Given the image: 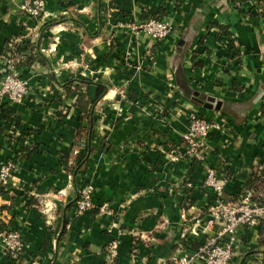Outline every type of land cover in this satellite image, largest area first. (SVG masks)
I'll use <instances>...</instances> for the list:
<instances>
[{
  "label": "crops",
  "instance_id": "1",
  "mask_svg": "<svg viewBox=\"0 0 264 264\" xmlns=\"http://www.w3.org/2000/svg\"><path fill=\"white\" fill-rule=\"evenodd\" d=\"M24 1L0 0V56L10 40L47 28L37 39L46 65L21 69L28 97L0 101L18 122L0 121V164L17 166L0 195V225L22 233V264H112L114 241L113 264H169L180 249L193 251L206 236L185 247L181 215L207 213L206 164L228 176V200L264 174V0H47L40 21L21 12ZM145 10L170 23L171 35L134 39L127 26ZM72 80L107 89L94 106L88 166L73 176L67 166L87 153V141L76 139L86 126L76 102L95 100L97 87L75 82L68 92ZM192 111L227 125L211 136L204 163L186 154ZM85 181L95 188L93 208L78 216ZM261 261L259 224L242 232L234 262ZM0 264H13L1 241Z\"/></svg>",
  "mask_w": 264,
  "mask_h": 264
},
{
  "label": "built area",
  "instance_id": "2",
  "mask_svg": "<svg viewBox=\"0 0 264 264\" xmlns=\"http://www.w3.org/2000/svg\"><path fill=\"white\" fill-rule=\"evenodd\" d=\"M21 12L29 19L40 21L47 16V0H25L20 6ZM131 36L145 34L153 42H161L172 33V26L164 19L150 18L135 20L128 26ZM32 31L20 38L9 41L11 48L22 43L24 39L32 44L36 40ZM228 47V41L220 46ZM29 51L22 55L0 56V66L4 72L0 81V101L12 105L22 104L30 93L29 83L23 79L19 65L29 57ZM227 125L222 120H209L200 112L192 111L189 115L188 132L184 135L186 154H191L201 162H205V154L211 136L214 133L226 132ZM17 166L14 162L0 164V185L9 184ZM228 176L221 170L206 164V175L201 184L204 191L210 192V203L203 217H191L186 213L181 215L183 222L184 246L204 234L205 240L190 253L179 250L173 255L169 264H235L234 251L240 243L244 230L258 226L264 221V200H256L252 191H246L236 200L226 199ZM187 187L194 189L188 181ZM95 188L89 185L82 189L79 201H76V214L83 216L93 208ZM0 241L4 252L14 261L24 255V240L18 230L0 232ZM110 262L119 257V244L114 241L110 245ZM18 262V261H17ZM259 264H264L261 261Z\"/></svg>",
  "mask_w": 264,
  "mask_h": 264
},
{
  "label": "trees",
  "instance_id": "3",
  "mask_svg": "<svg viewBox=\"0 0 264 264\" xmlns=\"http://www.w3.org/2000/svg\"><path fill=\"white\" fill-rule=\"evenodd\" d=\"M258 6L260 7L261 11L264 12V1L259 2ZM240 11H242V13H246V11L243 8L240 9ZM150 18L160 19L161 17L158 14H154L148 10H145L142 20H147ZM28 51L30 55L29 57L26 58V61L24 63L19 65L20 67L22 68L31 67L36 63H41V64L46 65V59L43 57L44 55L43 52L38 47H34L31 44V42L26 39H24L21 44L15 45L13 48H11L10 44L8 43V45L5 48V51L3 52V55L10 56L11 58H13L15 57L16 54L22 55L23 53H27ZM75 82H78V85L74 86ZM73 86L77 90L83 87L88 88L90 86H95L97 87V96L95 100L90 101L89 96L83 94L78 97L77 102H76V106L79 107L83 113L81 120L86 122L85 127L81 126L78 129V132L76 133V139L78 140L85 139L87 141V153L82 156L81 162L76 167L67 166V172L71 176L74 175V172L79 167L86 168L88 166L89 157L93 153V148L91 147L89 143V139L93 135L94 106L97 101H100L104 97L106 90H107L106 86H104L103 84H96L94 82H90L86 80H72L64 84V87L68 92L72 91ZM12 114H13L12 109L7 107L6 105H3L2 107H0V121L4 122L5 124H10V125L16 124L17 125L18 123L17 119ZM20 152L23 155H27V156L32 154L31 148L22 149ZM10 162L16 163L15 161H10ZM262 177L264 178V174L261 173L259 177H256L252 185L248 187V191H252L255 194L256 200H264V188H259L262 185H264V179ZM87 186H89V182L85 181L83 183V187L79 191L77 201L80 200L82 189ZM9 187H10L9 184L0 185V195L5 194ZM260 225L263 227L264 221H261ZM5 230H6L5 226L3 224L0 225V232H4ZM23 259H24L23 256L20 255L17 260L13 261V264H22Z\"/></svg>",
  "mask_w": 264,
  "mask_h": 264
},
{
  "label": "rangeland",
  "instance_id": "4",
  "mask_svg": "<svg viewBox=\"0 0 264 264\" xmlns=\"http://www.w3.org/2000/svg\"><path fill=\"white\" fill-rule=\"evenodd\" d=\"M116 12H113V13H111V14H115ZM44 28V27H43ZM47 28H45L44 30L43 29H39L36 33H35V38H36V40L33 42V46L34 47H38V44H37V39H38V37H39V34H40V37L42 38L43 36H44V33H45V30H46ZM2 78V77H1ZM1 81V80H0ZM58 196V198L59 197H61V193L60 194H58L57 195ZM57 198V197H56ZM6 254V253H5ZM24 254H25V252H24ZM6 256L9 258V255L8 254H6Z\"/></svg>",
  "mask_w": 264,
  "mask_h": 264
}]
</instances>
